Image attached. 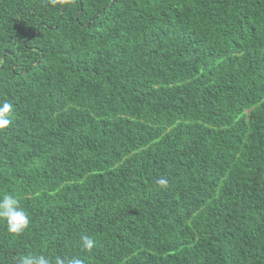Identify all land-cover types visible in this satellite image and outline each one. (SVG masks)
Masks as SVG:
<instances>
[{
	"label": "trees",
	"instance_id": "obj_1",
	"mask_svg": "<svg viewBox=\"0 0 264 264\" xmlns=\"http://www.w3.org/2000/svg\"><path fill=\"white\" fill-rule=\"evenodd\" d=\"M4 102L0 264H264V0H0Z\"/></svg>",
	"mask_w": 264,
	"mask_h": 264
},
{
	"label": "clouds",
	"instance_id": "obj_2",
	"mask_svg": "<svg viewBox=\"0 0 264 264\" xmlns=\"http://www.w3.org/2000/svg\"><path fill=\"white\" fill-rule=\"evenodd\" d=\"M13 106L4 102L0 104V131L4 130L11 122L10 116ZM158 184L165 186L166 180H158ZM0 222L6 225L8 233L19 236L25 232L30 225L29 213L21 206L19 198L9 192H0ZM94 240L84 237L82 247L89 251L94 247ZM20 264H84V260L79 256L61 257L49 256L45 254H34L25 256Z\"/></svg>",
	"mask_w": 264,
	"mask_h": 264
}]
</instances>
